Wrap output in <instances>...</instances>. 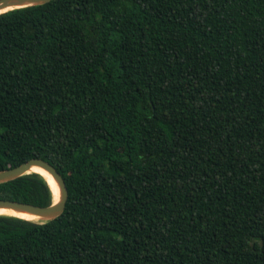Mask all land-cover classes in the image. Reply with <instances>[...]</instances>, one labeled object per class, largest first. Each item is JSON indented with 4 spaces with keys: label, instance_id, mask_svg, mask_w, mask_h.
Returning a JSON list of instances; mask_svg holds the SVG:
<instances>
[{
    "label": "trees",
    "instance_id": "16d2710c",
    "mask_svg": "<svg viewBox=\"0 0 264 264\" xmlns=\"http://www.w3.org/2000/svg\"><path fill=\"white\" fill-rule=\"evenodd\" d=\"M62 214L0 216V264H264V0H53L0 14V171ZM45 207L46 179L0 184Z\"/></svg>",
    "mask_w": 264,
    "mask_h": 264
},
{
    "label": "water",
    "instance_id": "95a60500",
    "mask_svg": "<svg viewBox=\"0 0 264 264\" xmlns=\"http://www.w3.org/2000/svg\"><path fill=\"white\" fill-rule=\"evenodd\" d=\"M50 1L53 0H0V12H1L0 14L6 13L14 9L43 5ZM6 9L9 10L4 11ZM32 168H38L44 171L55 181L59 193L58 200L55 203L52 202V204L49 206L40 207V206L20 203L12 200L0 199V210L14 211L30 216H35L43 220V222L53 220L59 217L64 211L65 203L67 200V189L63 178L50 163L40 158H32L28 161H24L18 166H15L10 169L2 170L0 171V184L15 180L27 174L35 173V172H31ZM3 216H7V215H3Z\"/></svg>",
    "mask_w": 264,
    "mask_h": 264
},
{
    "label": "bare ground",
    "instance_id": "6f19581e",
    "mask_svg": "<svg viewBox=\"0 0 264 264\" xmlns=\"http://www.w3.org/2000/svg\"><path fill=\"white\" fill-rule=\"evenodd\" d=\"M7 10H9V9H6L4 11H7ZM31 172H35V173L42 175L48 181L49 186L51 188V191L53 193V202L55 203L58 200V194H59L55 181L48 174H46L44 171H42L38 168H32ZM0 215L14 216L17 218H21V219L29 220V221H34V222H43V220H41L35 216H30V215H26V214L14 212V211H8V210H0Z\"/></svg>",
    "mask_w": 264,
    "mask_h": 264
}]
</instances>
